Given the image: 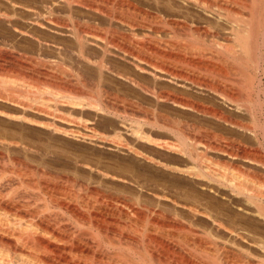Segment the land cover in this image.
Instances as JSON below:
<instances>
[{
  "label": "bare ground",
  "instance_id": "1",
  "mask_svg": "<svg viewBox=\"0 0 264 264\" xmlns=\"http://www.w3.org/2000/svg\"><path fill=\"white\" fill-rule=\"evenodd\" d=\"M0 25L12 31L13 40L22 34L35 39L39 47L59 46V40L40 36L35 28L70 37L78 60L97 75V98L50 93L54 99L17 95L16 81L0 77V103L9 104L8 110L0 107V114L41 126L50 124L35 113L75 122L72 113L69 118L57 115L58 104L109 116L115 124L128 126L141 143L180 154L183 162L169 166L207 180L218 191L228 190L229 201L240 210L243 205L249 215L235 216L234 205L227 213L213 214L198 204L169 209L158 201L146 205L138 194L117 196L104 183L56 171L47 162L30 158L27 149L21 151L23 155L9 152L10 143L17 146V142L0 137V146L7 149H0V264H264L260 189L264 174L246 167L247 172L237 160L234 164L230 160L264 168L260 151L264 150V0H0ZM9 38L0 35V59L18 64L41 58V52L38 57L25 53L18 41ZM115 59L128 69L117 67ZM65 72L82 74L76 68ZM107 74L124 78L136 93L145 92L157 102L235 128L257 145L253 141V147L243 146L240 138L227 139L198 124L189 126L162 110L149 112L139 99L110 89L105 84ZM162 81L213 95L238 115L230 116L215 102L210 105L191 96V91L182 94L164 88ZM245 115L250 122L242 120ZM176 123L205 132L207 139L213 135L214 140L191 138ZM145 125L173 132L177 141L155 138ZM91 136L97 140L96 133ZM98 138L140 153L120 130ZM208 151L229 156L232 162L225 157L222 164L214 161ZM244 176L248 182L241 179Z\"/></svg>",
  "mask_w": 264,
  "mask_h": 264
},
{
  "label": "rangeland",
  "instance_id": "2",
  "mask_svg": "<svg viewBox=\"0 0 264 264\" xmlns=\"http://www.w3.org/2000/svg\"><path fill=\"white\" fill-rule=\"evenodd\" d=\"M1 26L2 25H0V35H6L8 36V38L11 36L9 39L10 41H12V37H14L12 35V31L10 29V31H8L4 29L3 26ZM2 29L4 32L2 31ZM35 31H37V34H39L40 36L41 34L42 36H46L49 34L48 36L51 35L55 37L54 39L56 41L59 40V46L53 47V45L51 44L47 46L42 45V47H39L35 43V39L31 37H25L22 34H17V39H14L13 41H18L17 43H20L19 48L21 46V50H23V52L29 53L32 56L38 57L41 55V58L35 61L36 64H34L35 62L31 63V61H21L17 64V62H14V60L10 59L9 61V58L5 59L6 62L4 61V59H0L1 79L5 78L16 81L15 91L17 92V95H28V97L43 96L46 98L54 99V97L51 96L50 93L59 92L61 94L70 93L76 95H80V93H85L84 95L86 97L96 96L95 98H97L96 72L88 64H85V62L78 60L76 54L73 51L75 50L73 43L67 39L70 37L62 36L58 33H54L53 30L49 31L48 29L46 30L41 28H35ZM56 51L60 53V56H58L59 54ZM38 53H40V55ZM112 62L117 67H121L123 64L122 62L121 64L120 61L116 59ZM122 67L126 68L124 70L128 69L125 65ZM68 68L69 72L70 68H76L82 74L80 75V77L77 75H69L66 73L67 71L65 72V70H68ZM107 76L105 78V84L110 89H113L116 93L121 96L133 97L137 100L139 99V101L143 103V106L146 107V110H149V112H151L153 109L162 110V112L166 113V115H169V117H178V119H182L183 122L185 120L187 124L190 123L189 126L191 125V123L194 125L198 124L196 126L201 125L203 127L209 128V130H212L213 132L219 133L222 136H226L227 139H231L230 137L236 139L240 138L243 141L241 144L245 142L243 146L249 145L253 147L256 142V140L254 141L252 137L243 134L235 128L233 129L228 125L226 126L221 122L215 121L214 119L210 120L209 117L205 118V116H203L202 114L200 115L192 111L189 112L183 110L181 108L171 105L170 103L165 104V102L162 101L157 102L151 95L149 96L145 92H141L145 94L136 93L131 87L132 85H130V82L126 80L124 81V78H120L119 76L115 77L111 74H107ZM146 79L147 81L149 80L148 76L147 78H145V80ZM162 83V87L167 86L164 88H170L173 91H178V93H182L183 91L182 94H190V91L192 92V90L185 91L184 88L179 86L177 87L176 84H172L166 81H162ZM190 95H193L195 97L197 96L196 98H199L201 100H206L205 102L210 105L212 104V102L217 103H213V105H219L218 107L224 111L226 110L225 112L227 113L229 112L230 114H228L230 116L238 115L237 112H235L234 114V110L232 108H229L227 105L222 104V101L219 98L214 97L213 95H204L200 93L196 94V92L194 91ZM219 102L221 103L218 104ZM221 104L222 106H220ZM8 105L9 104L7 103H0V107L4 110H8ZM226 106L228 108H226ZM223 107H225V109ZM57 108H59L58 111H55L59 113H57V115L61 114V116L65 115L64 117L69 118V113H72V118H74L75 122L68 123L66 121L53 119L50 117L48 118L39 113H35L34 116H36L39 120H44L50 124V126H41L34 122H23L24 120L14 119L9 116H4L3 114H0L1 139H3L4 141L8 140L11 142L13 140L17 142V146L13 143H10L12 147L11 150L8 151L11 153L13 151L14 154L16 153L18 155H21L22 152H24L23 150L27 149L26 151L28 152L30 158L35 157L36 159H40L43 163L45 162L44 164H46L47 162V166L56 171H62L66 173L69 172L70 174L77 175V177L81 179L86 178L85 180L90 179V181L93 182L96 181L104 183L106 186L112 189L113 193H115V195L117 196L124 195L131 197L138 194L142 199V202L146 205L155 204L158 201L162 207L173 209L174 206L182 209L186 208L185 206L187 205L198 204L197 206H199L201 209L202 207H204V209L206 208L207 210H211V212L213 210V212H215L213 214H217V212L219 211L227 213V210L231 211L232 208L235 206V203L233 201H229L232 199L230 198L231 196L228 190L218 191L215 189L213 184L210 185L207 180L200 178L198 179L197 177H192L182 172H176L174 168L169 166L174 164H180V162H183L184 158L180 156V154L169 151L164 148H160L158 146L146 145L145 143H141V141L136 140L135 137L130 134L128 126L126 127V125L122 124L121 122H119V124H115L109 118V116L96 114L95 112L93 114V111L90 109H73L72 107L63 104H58ZM241 118L246 122L247 120L248 122H250V119L247 115ZM185 125L183 123L182 127L184 126L183 129L185 128L184 130L187 131V125ZM56 127L62 128V130L64 131H57L55 129ZM144 127L146 130H150L152 135L154 134L153 136L155 138L170 142L177 141L178 136L173 132L167 130L159 131V128L153 129V127L149 128V126L147 125H145ZM180 127L181 126L179 124V128ZM117 130H120L122 135L126 137L125 141L133 144L140 153L129 150V147L127 148L126 145L120 146L111 141L102 142V140L100 141L98 138V136L100 137V135L114 136ZM195 130L196 129H194V127L193 129L191 127L188 130L189 132H187L188 136L203 141L214 140L212 137L213 135L208 136L207 139V136H205L206 134H204L205 132L203 133L202 131H200L203 133L201 134L197 130V132ZM95 133L97 134V140L95 136L94 138L93 136H91L95 135ZM196 133L197 135L200 134V136H197ZM4 136H6V138ZM8 141L6 142L8 143ZM227 141L229 142L230 140ZM226 142L224 141L225 144L228 143ZM250 142H253L254 144L252 143V145H250ZM256 145L257 144H255L254 147H256ZM2 148L3 147L0 146L1 150L4 149ZM5 149L4 151L6 152L7 149ZM29 151L31 153H29ZM260 151L261 153H264L263 149H261ZM207 155L211 157V159L213 158L214 161L217 160L219 162L220 160L221 164L223 161L225 162L224 159H226V162L233 161V164L234 162L236 163L238 161L236 164L242 165L243 169H250L251 171L253 170L255 173L260 170L257 174H261L260 172H262L261 175L264 174L263 167L260 168L259 166L252 165V163L246 162L244 160L232 158L230 159L232 161H230L228 158L229 156H224V154L216 153L214 151H208ZM43 159L46 161H44ZM90 175H92V177ZM247 177H242L241 179L245 182H248ZM208 185L209 187L212 186V190L208 187ZM260 189L264 193L263 183H261ZM227 193H229V196H227ZM213 205L215 206L211 208V206ZM226 206L229 208L226 209ZM235 207H237V205ZM235 207L233 208L234 210H232L235 211V216L236 213L237 215L239 214V216L237 217H240L241 213L242 215L244 214L243 216L241 215V217L249 216L247 214V211L243 210L245 209L243 205H240V208L242 210H240L238 207V209H235ZM184 217L191 218V216H186V214H184Z\"/></svg>",
  "mask_w": 264,
  "mask_h": 264
}]
</instances>
